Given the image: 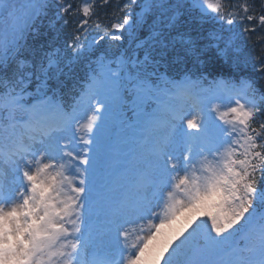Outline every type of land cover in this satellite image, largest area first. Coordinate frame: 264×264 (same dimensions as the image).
Masks as SVG:
<instances>
[{"label": "snow or ice", "instance_id": "6c2138e0", "mask_svg": "<svg viewBox=\"0 0 264 264\" xmlns=\"http://www.w3.org/2000/svg\"><path fill=\"white\" fill-rule=\"evenodd\" d=\"M0 20V264H264V0H0Z\"/></svg>", "mask_w": 264, "mask_h": 264}, {"label": "rangeland", "instance_id": "374dc122", "mask_svg": "<svg viewBox=\"0 0 264 264\" xmlns=\"http://www.w3.org/2000/svg\"><path fill=\"white\" fill-rule=\"evenodd\" d=\"M17 3L21 6L26 5L27 4V0H17ZM21 11H23V8L21 7ZM10 32V27H9V23L4 21V20H0V40L4 39L5 36ZM129 102L131 103V101L129 100ZM134 120H136V117L134 116ZM190 214H181L177 220L175 221V223H173L171 225V228H165L162 231H165V233L168 234L169 238H172L173 236H175L177 233H179L181 230L188 228V223H187V219L188 216ZM190 230V228L188 229ZM159 239V238H158Z\"/></svg>", "mask_w": 264, "mask_h": 264}, {"label": "trees", "instance_id": "16d2710c", "mask_svg": "<svg viewBox=\"0 0 264 264\" xmlns=\"http://www.w3.org/2000/svg\"><path fill=\"white\" fill-rule=\"evenodd\" d=\"M74 2L79 3L80 0H74ZM103 23H106V20L102 18V24ZM249 50L251 51V49H249ZM86 71H87L86 67L82 66V67L78 68V70H77V81H76L77 85L86 79V77H87ZM72 95H70V96H72Z\"/></svg>", "mask_w": 264, "mask_h": 264}, {"label": "bare ground", "instance_id": "6f19581e", "mask_svg": "<svg viewBox=\"0 0 264 264\" xmlns=\"http://www.w3.org/2000/svg\"><path fill=\"white\" fill-rule=\"evenodd\" d=\"M164 232H166V230Z\"/></svg>", "mask_w": 264, "mask_h": 264}]
</instances>
